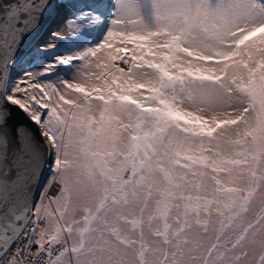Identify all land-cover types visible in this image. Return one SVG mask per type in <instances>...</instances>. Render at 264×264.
Returning <instances> with one entry per match:
<instances>
[{"label":"snow or ice","instance_id":"obj_1","mask_svg":"<svg viewBox=\"0 0 264 264\" xmlns=\"http://www.w3.org/2000/svg\"><path fill=\"white\" fill-rule=\"evenodd\" d=\"M0 264H264V0H0Z\"/></svg>","mask_w":264,"mask_h":264},{"label":"water","instance_id":"obj_2","mask_svg":"<svg viewBox=\"0 0 264 264\" xmlns=\"http://www.w3.org/2000/svg\"><path fill=\"white\" fill-rule=\"evenodd\" d=\"M47 28H48V25H47V24H45V26H44V30H47Z\"/></svg>","mask_w":264,"mask_h":264}]
</instances>
